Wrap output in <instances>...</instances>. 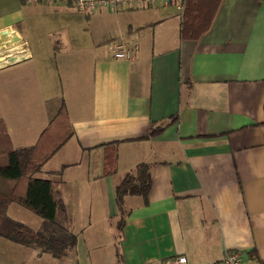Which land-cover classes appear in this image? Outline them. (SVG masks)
<instances>
[{"label": "crops", "instance_id": "0c3cea01", "mask_svg": "<svg viewBox=\"0 0 264 264\" xmlns=\"http://www.w3.org/2000/svg\"><path fill=\"white\" fill-rule=\"evenodd\" d=\"M41 5L0 0V72L29 63L37 76L45 62L53 73L47 105L31 122L40 124L36 142L63 103L73 132L54 155L58 169L34 175L54 183L64 209L56 220L68 230L82 203L97 211L103 204L118 217L114 188L145 163L150 190L146 199L123 198L115 264H169L181 256L188 264H220L232 250L246 264H264V0H222L197 41L180 38L182 12L98 10L84 14L101 21L97 29L92 24L90 45L67 38L66 48L34 54L23 31ZM120 39L137 46L134 59L112 57L111 44ZM164 123L159 135H149ZM112 145L116 172L103 176L104 151ZM84 157L96 172L79 179Z\"/></svg>", "mask_w": 264, "mask_h": 264}, {"label": "rangeland", "instance_id": "374dc122", "mask_svg": "<svg viewBox=\"0 0 264 264\" xmlns=\"http://www.w3.org/2000/svg\"><path fill=\"white\" fill-rule=\"evenodd\" d=\"M43 5L47 6L48 4ZM43 5L40 6V9L37 6V12L27 19L23 31L27 46L34 54L50 53L53 47L61 48V44L65 46L63 48H66L67 38L78 40L79 43H82L79 44L81 46L91 44L92 24L97 29L100 20L98 24L96 20L93 21V17L87 18L74 8H67L68 12L59 13L51 8L49 12H46L43 10ZM150 11L170 13L174 16L177 12L171 7H154ZM11 44L6 46V53L12 51ZM38 70H41L40 75L31 74L32 66L25 63L0 72V119L3 120L10 133L14 149L34 144L36 129L40 128V124L36 125L31 120L37 109L42 110L47 105L43 103L47 96L45 89H50L51 84H48V80L53 76V73L45 62L42 67L39 65ZM35 119L37 118L35 117ZM43 121L44 119L41 122ZM73 158L78 159V157ZM91 160L93 161L94 158ZM59 162L60 156L49 159L44 168L42 167V173L49 169H58ZM79 165L77 173L79 179H84L87 175L91 177L96 172L92 164L88 169L86 157L80 161ZM69 174L70 172H66L62 177L66 178ZM87 190L89 189L87 188ZM15 204L11 205L9 212L12 220L35 231L46 235L50 234V232L44 231L43 222L39 216ZM76 206L81 210L76 218L67 221L69 229L65 233L76 237V246L67 248L62 257H54L50 252L36 246L25 247L0 238V264H115L113 241L116 234V223L120 219L119 215L118 217H109L103 204H99L98 211L97 205L93 203H82ZM57 222L62 230H66L63 228V221L58 220ZM60 230L56 229L55 231ZM57 235L60 238L66 237L63 232Z\"/></svg>", "mask_w": 264, "mask_h": 264}, {"label": "trees", "instance_id": "16d2710c", "mask_svg": "<svg viewBox=\"0 0 264 264\" xmlns=\"http://www.w3.org/2000/svg\"><path fill=\"white\" fill-rule=\"evenodd\" d=\"M222 0H186L181 13L180 38L199 40L211 27L212 21ZM169 124V123H168ZM167 123L153 129L149 135L157 136ZM73 136L65 105L61 103L57 113L41 131L36 142L29 147L14 149L6 126L0 119V238L25 247L36 246L54 257L60 258L67 248L76 246V237L65 234L56 220L57 213L63 215L62 202L56 198L54 183L51 180L37 179L44 164L51 159ZM117 148H105L102 175L111 176L116 172ZM149 165L141 163L133 173L126 174L114 188V200L119 221L118 233L125 222L123 198L140 196L146 199L150 190ZM16 203L42 219L46 235L18 223L6 215L9 204ZM56 229H61L56 232ZM63 232L65 238L57 234Z\"/></svg>", "mask_w": 264, "mask_h": 264}, {"label": "built area", "instance_id": "2783aa9c", "mask_svg": "<svg viewBox=\"0 0 264 264\" xmlns=\"http://www.w3.org/2000/svg\"><path fill=\"white\" fill-rule=\"evenodd\" d=\"M40 4L62 5L74 8L78 12L91 15L98 10H105L112 15L118 14L124 8L139 9L142 7H173L182 12L186 0H35ZM136 45H128L123 39L112 45V57L119 60H132L137 55ZM169 264H188L184 256L169 261ZM220 264H246L242 252L232 250L225 253Z\"/></svg>", "mask_w": 264, "mask_h": 264}, {"label": "water", "instance_id": "95a60500", "mask_svg": "<svg viewBox=\"0 0 264 264\" xmlns=\"http://www.w3.org/2000/svg\"><path fill=\"white\" fill-rule=\"evenodd\" d=\"M4 34H5V36H8V37H9V35H8V33H7V32H4Z\"/></svg>", "mask_w": 264, "mask_h": 264}]
</instances>
